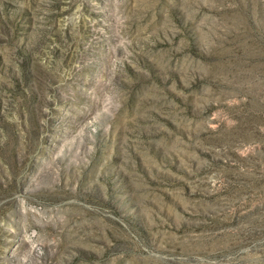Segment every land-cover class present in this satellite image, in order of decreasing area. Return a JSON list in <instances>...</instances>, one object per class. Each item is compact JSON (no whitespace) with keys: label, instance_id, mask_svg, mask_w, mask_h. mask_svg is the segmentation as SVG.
I'll return each instance as SVG.
<instances>
[{"label":"rangeland","instance_id":"rangeland-1","mask_svg":"<svg viewBox=\"0 0 264 264\" xmlns=\"http://www.w3.org/2000/svg\"><path fill=\"white\" fill-rule=\"evenodd\" d=\"M0 264H264V0H0Z\"/></svg>","mask_w":264,"mask_h":264}]
</instances>
